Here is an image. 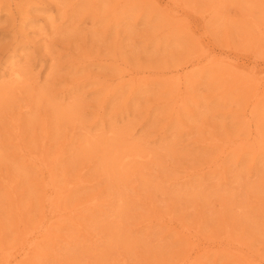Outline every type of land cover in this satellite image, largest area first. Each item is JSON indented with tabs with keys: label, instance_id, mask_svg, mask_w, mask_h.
Segmentation results:
<instances>
[{
	"label": "rangeland",
	"instance_id": "obj_1",
	"mask_svg": "<svg viewBox=\"0 0 264 264\" xmlns=\"http://www.w3.org/2000/svg\"><path fill=\"white\" fill-rule=\"evenodd\" d=\"M263 82L264 0H0V264L48 175L19 264H264Z\"/></svg>",
	"mask_w": 264,
	"mask_h": 264
},
{
	"label": "bare ground",
	"instance_id": "obj_2",
	"mask_svg": "<svg viewBox=\"0 0 264 264\" xmlns=\"http://www.w3.org/2000/svg\"><path fill=\"white\" fill-rule=\"evenodd\" d=\"M174 9L171 8V12ZM174 16H176L175 13H173ZM188 13L183 11L181 14L182 16L187 15ZM180 15V16H181ZM219 58L212 54L206 55L205 58L195 60L192 63L193 67H199V66H204L206 62H218ZM16 63L13 62L11 63L10 70L8 73V76L11 79V85L15 86L18 85L19 83H24L25 80V75H24V69L21 68L20 66H14ZM182 78L181 74H176L174 75V79L180 82ZM12 86V87H13ZM262 87L264 88V82L262 83ZM65 112L68 111V109H63ZM21 127L20 123H17L15 125L16 131H19ZM236 143L235 141L232 143ZM118 150L115 151L114 159L119 160L118 164L119 166L124 169L128 170V166L136 161L139 160L141 155L138 153H130V152H122V154H117ZM23 157H27L29 161H34L36 163H40V165L43 166V170L45 169V162L40 158V156L35 155L33 152L30 151H24L22 154ZM38 165V164H37ZM52 175H48L47 177L44 178V190L47 198V204H46V210H45V215L44 219L41 223H39L38 226L33 228L29 233L26 234L24 237V242L21 245L20 248L16 250V252H9L8 254L2 253V260H4L3 264H19V262H22L25 258L28 257V255L33 251L35 246L44 239H47L50 236V227L52 226L53 219L61 216L62 214H65L62 209H60L58 197L53 191V180H52ZM96 198H92L90 201V204H94V200ZM1 253V252H0ZM200 253V249L195 252V255L190 253L186 259H184L180 264H192L195 261L198 260V254ZM244 263L245 264H255L254 260L248 255L244 254Z\"/></svg>",
	"mask_w": 264,
	"mask_h": 264
}]
</instances>
